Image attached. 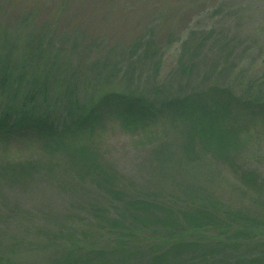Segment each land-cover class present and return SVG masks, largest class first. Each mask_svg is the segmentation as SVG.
Returning <instances> with one entry per match:
<instances>
[{"label":"trees","instance_id":"obj_1","mask_svg":"<svg viewBox=\"0 0 264 264\" xmlns=\"http://www.w3.org/2000/svg\"><path fill=\"white\" fill-rule=\"evenodd\" d=\"M196 1L0 0V140L37 135L46 139L47 157L8 163L0 177L26 185L43 178L80 193L67 214L16 208L8 221L39 242L0 238V264H22L24 254L41 255L46 264H264L261 218L192 198L168 205L148 193L127 195L120 174L86 142L113 124L142 133L177 127L189 144L182 153L201 144L227 160L248 147L241 134L264 128V96L193 87L201 65L183 64L185 57L162 75L160 51ZM20 23L27 32L10 34ZM76 31L78 53L76 43L65 52ZM202 41L192 33L183 46L203 54ZM148 62L151 71L136 73ZM60 156L64 163L55 162ZM237 180L255 194L264 185L253 171L242 170ZM85 188L90 192L81 196Z\"/></svg>","mask_w":264,"mask_h":264},{"label":"rangeland","instance_id":"obj_2","mask_svg":"<svg viewBox=\"0 0 264 264\" xmlns=\"http://www.w3.org/2000/svg\"><path fill=\"white\" fill-rule=\"evenodd\" d=\"M193 8L160 51L163 55L162 75L172 72L180 59L185 57L184 61L181 59L183 64L192 59L197 66L201 65L193 87L218 84L230 87L237 97L254 95L262 98L264 0H218L214 6L208 0H198L193 3ZM20 25L12 28L10 34L23 28L27 32V27ZM78 33L76 31L66 42L65 52L72 50L76 43L78 53V47H81ZM192 33L198 42L204 41L206 49L203 54L202 51L199 55L195 54L197 46H183ZM191 52H194L193 55H190ZM188 54L191 57L187 58ZM148 64L151 65L149 68L145 64L137 68L136 73L141 68L151 71L153 64ZM127 66L128 63L125 68ZM86 91L88 94L89 89ZM241 135L240 138H246L249 143L248 147L234 151L227 160L213 158L206 149L202 151L201 144L193 145L191 153V147L187 154L182 153L181 145L185 147L189 144L177 127H158L142 133L125 132L113 124L86 142L94 148L104 166L114 168L120 174L123 179L121 186L126 188L127 195L135 196L132 191L141 195L148 193V196L154 195L168 205L180 204L188 198L206 204L218 203L248 212L264 222V185L255 194L247 192L237 180L242 170L258 172L264 180V128H251ZM45 141L30 133L20 134L9 141L0 140V169L8 163L47 162L43 153ZM62 158H56L55 162L64 163ZM32 182L28 185L26 182L10 184L0 177V238L3 244L15 238L28 246L39 242L32 231L26 232L23 228L19 234V229L12 224L14 220L8 221L6 217H12L16 208L35 215H47L48 211L57 215L60 212L67 214L74 204H79L77 197L80 193H74L70 188H62L60 184L43 178ZM86 192H90L89 189H83L81 196ZM142 237L147 238L148 235ZM18 262L46 264V259L41 255L24 254L19 256Z\"/></svg>","mask_w":264,"mask_h":264}]
</instances>
